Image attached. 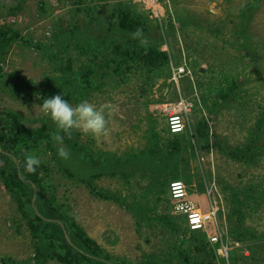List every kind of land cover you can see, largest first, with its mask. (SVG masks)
Here are the masks:
<instances>
[{"label": "rangeland", "instance_id": "obj_1", "mask_svg": "<svg viewBox=\"0 0 264 264\" xmlns=\"http://www.w3.org/2000/svg\"><path fill=\"white\" fill-rule=\"evenodd\" d=\"M114 8L146 18L149 33L158 28L157 42L168 55L160 74L142 67L119 75L102 66L103 51L122 40ZM246 20L249 41L242 36ZM0 25L18 29L31 42L11 44L0 79V112L14 111L46 128L47 138L25 152L40 160L36 186L30 187L70 215L103 254L127 264H264L263 242L231 236L222 190V179L239 186L249 169H260L245 167L224 148L244 140L264 98V0H0ZM224 62L230 67L221 69ZM176 66L185 73L174 81ZM238 71L248 76L245 86L253 94L227 103L212 78ZM61 92L72 106L82 100L93 104L105 119V132L73 130L70 137L61 132L62 145L54 142L56 126L37 105ZM179 97L193 106L185 129L173 134L157 105ZM198 130L207 135V147L194 143ZM60 146L68 149L67 160L57 155ZM144 149L153 154L137 158ZM175 179L202 208L216 202L232 245L227 261L205 236L194 239L200 231L171 212L168 184ZM29 219L0 176V264L40 260ZM247 221L264 232L258 214ZM44 264L62 263L47 257Z\"/></svg>", "mask_w": 264, "mask_h": 264}, {"label": "trees", "instance_id": "obj_2", "mask_svg": "<svg viewBox=\"0 0 264 264\" xmlns=\"http://www.w3.org/2000/svg\"><path fill=\"white\" fill-rule=\"evenodd\" d=\"M125 7V5L123 6ZM19 6L10 8L9 13L19 10ZM117 11L116 23L121 31L120 39L113 42L111 50L105 49L102 55V66L115 74H123V71L146 68L153 74H160L162 68L168 67V55L158 44V28L153 27L149 33L146 27V18L134 13L130 8H114ZM139 27L145 32L144 36L149 40L147 47H142L137 39H128L126 34H131ZM242 36L249 41V28L247 20L242 25ZM30 45L20 31L14 27L0 25V79L3 77L1 63L5 60L11 44ZM231 46H234L231 44ZM240 48L245 43L240 42ZM112 53V54H111ZM225 63V62H224ZM230 67L227 63L221 69ZM213 72L212 69H205ZM223 71V70H222ZM92 71H87L86 77ZM220 74V72H218ZM124 75V74H123ZM122 75V76H123ZM222 75V74H221ZM247 75L244 72H232L224 75L222 80L218 76L212 79L215 82L218 97L225 102H234L241 95H251L248 91ZM245 95V96H246ZM207 99L206 97H204ZM258 105V104H257ZM258 120L249 123L244 131V140L238 145L224 148L225 153L240 162L245 167L255 168L259 166V172L250 170L247 180H241L240 185L227 183L222 179V190L226 200V220L231 236L239 241H251L256 244L263 242L264 232L248 223L252 214H258L264 219V98L259 105ZM195 144H203L207 147V135L199 130L196 132ZM194 137V134L191 135ZM47 138L44 124L30 125L18 113L10 110L0 112V176L5 186L17 193V201L20 207H24L30 216L31 231L37 236L39 245L36 249L40 260L37 264H44L49 257L62 264H127L116 262L103 254L97 242L90 238L82 228L74 222V219L61 211L52 201L45 199L30 186L38 180V170L28 172L25 170V152L32 148L38 141ZM217 144L223 141L216 139ZM172 146L178 143L173 140ZM167 146V145H166ZM169 153V151H168ZM162 153L164 158L167 154ZM148 150H142L139 157L150 156ZM243 176H240L242 178ZM36 186V185H35ZM94 193V191H93ZM101 195L100 193H97ZM204 234L195 232L193 238H204ZM214 250V247H213ZM211 250V251H213ZM214 253H211V257ZM209 264H214L210 262Z\"/></svg>", "mask_w": 264, "mask_h": 264}, {"label": "built area", "instance_id": "obj_3", "mask_svg": "<svg viewBox=\"0 0 264 264\" xmlns=\"http://www.w3.org/2000/svg\"><path fill=\"white\" fill-rule=\"evenodd\" d=\"M171 72L172 79L177 81L179 76L185 73V68L172 67ZM192 106V102L183 97L157 105L166 119L168 131L173 134L185 129ZM168 196L171 212L182 216L188 229L204 233L207 241L215 246V253L227 261L232 245L229 243L228 233L220 225L216 202L211 201L206 209L202 208L198 201L188 195L185 184L177 179L169 182Z\"/></svg>", "mask_w": 264, "mask_h": 264}, {"label": "clouds", "instance_id": "obj_4", "mask_svg": "<svg viewBox=\"0 0 264 264\" xmlns=\"http://www.w3.org/2000/svg\"><path fill=\"white\" fill-rule=\"evenodd\" d=\"M131 35L134 39L138 40L142 47H147L149 42L141 28L137 27ZM63 96L62 92L50 97L45 96L39 105L36 104L40 111L48 116L56 126L57 132L52 135L54 142L62 145L64 137L60 135L61 132L67 137L72 135L73 130L94 135H102L105 132V119L93 104L87 100H82L75 106H72L66 99L62 98ZM57 155L67 160L69 158V151L66 147L60 146L57 148ZM39 164L40 160L34 155H25L26 171H34Z\"/></svg>", "mask_w": 264, "mask_h": 264}, {"label": "crops", "instance_id": "obj_5", "mask_svg": "<svg viewBox=\"0 0 264 264\" xmlns=\"http://www.w3.org/2000/svg\"><path fill=\"white\" fill-rule=\"evenodd\" d=\"M170 200V199H169ZM192 231V230H191ZM204 234V233H203ZM206 237V236H205ZM206 241H207V238H206ZM208 242V241H207ZM208 244H210L209 242H208ZM212 247H214V250H215V246L213 245V244H210Z\"/></svg>", "mask_w": 264, "mask_h": 264}]
</instances>
